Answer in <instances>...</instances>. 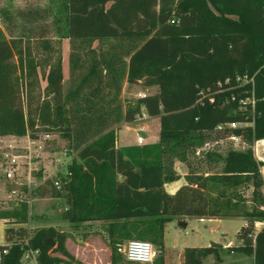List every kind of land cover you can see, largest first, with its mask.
Here are the masks:
<instances>
[{
	"label": "trees",
	"instance_id": "trees-1",
	"mask_svg": "<svg viewBox=\"0 0 264 264\" xmlns=\"http://www.w3.org/2000/svg\"><path fill=\"white\" fill-rule=\"evenodd\" d=\"M179 1L166 8L159 5L161 0H62L64 26L60 19L53 21V32L58 40L69 42L70 86L64 96L60 50L56 49L54 64L50 55L39 62L24 42L30 39L32 25L27 14L2 13L0 138H21L41 121L59 129L79 162L68 167L69 183L61 176L58 190L47 180L36 192L58 199L64 189L68 210L62 219L70 225L78 220L147 218L133 232L127 230L125 238L133 233L161 250L165 224L173 217L239 216L248 222L235 253L252 255L254 264H264V227L254 228L255 220L264 221L259 209L264 207L259 193L264 164L255 160L253 150L228 151L225 157L206 153L205 165L216 166L214 174L196 176L190 170L193 177L174 196L166 193L164 184L178 177L175 172L167 174L163 162L165 153L186 162V143L200 144L219 126L247 124L250 141L264 140V0ZM40 38L41 49L53 51L51 41ZM44 68L46 93L60 101L53 120L49 104L38 103ZM238 78H252L253 83L242 86ZM125 82L158 91L123 109ZM142 114L160 119L159 143L116 149L113 127L134 122ZM231 133L243 135L237 129ZM175 134L188 137L176 139ZM166 141L171 144L165 149ZM250 187L253 208L248 211L237 190ZM24 208L2 218L23 225L28 219ZM45 239L56 240L57 251L66 254L63 237L53 229H41L29 240L40 252L39 263L54 264L45 260L51 248ZM219 250L223 247L186 248L184 264H202ZM22 252L18 244L0 246V264H21Z\"/></svg>",
	"mask_w": 264,
	"mask_h": 264
},
{
	"label": "rangeland",
	"instance_id": "rangeland-1",
	"mask_svg": "<svg viewBox=\"0 0 264 264\" xmlns=\"http://www.w3.org/2000/svg\"><path fill=\"white\" fill-rule=\"evenodd\" d=\"M178 2L180 1L161 0L159 5L166 8H174ZM62 3V0H0V26L4 29L2 24V13L4 12H10L14 16L27 14L26 20L32 25L30 26V39H26L24 42H27L34 50L33 54L38 61L42 62L44 57L47 56L49 58L50 55V63L54 64L56 49L60 50L63 67L62 76L64 75L62 95L64 96L70 86L68 67L69 42L66 39L58 40L55 32H53V21L56 22L57 19H60L61 24L64 26V15L59 11L62 8ZM40 37L48 40L47 42L51 41L50 46H52L53 51L49 49L51 52H46L41 49L42 40ZM36 46L38 47L36 48ZM44 70L45 68L39 74V91L42 97L38 103L49 104V115L50 119L53 120L55 108L57 104H60V101L54 99L50 92L46 93L47 84ZM157 91L156 87H144L143 84L129 85L125 82L120 96L122 108L125 109L127 104L134 103L136 99L142 98L147 94H154ZM36 125V127L29 129L27 134L21 138L13 136L0 138V193L1 196L3 195L2 197L0 196V236L5 232L8 235V241L19 242V245L23 246L24 241L27 239L29 241V237H32L41 229H53L63 237L62 244L66 252V254L58 252L56 240L52 239L55 246L45 252V260L54 262V264H129L124 259L123 250L130 240L150 242L153 245L156 252L153 264H184V249L206 247L210 245V242H218L216 244L221 246H226L230 243V246L223 248V250L215 251L216 255L212 253L202 264H253L252 255L235 253L236 247L241 245L239 239L241 229L245 226V221L248 222V219L243 221L240 218H229L223 219L216 224L199 222L197 219L185 217H173L171 221L165 224L161 250L152 241L136 238L133 233L130 238H125L127 230L133 232L137 223L144 222L147 218H141V220L129 218L128 221L98 219L88 222L78 220L70 225L68 221L62 219L63 214L68 210L66 204V195L68 193L62 189L60 190L61 197L54 199L38 196L36 191L43 188L46 179L52 174H54L53 177L57 175L68 177L65 180L69 183L70 181H67L70 179L67 176L68 167L73 161L79 162V160L76 152L67 149L66 141L61 137L58 128L52 125L45 126L42 121L40 123L37 122ZM119 125H115L113 128H117ZM135 128L134 131L137 134L138 127ZM153 128L155 130V127ZM250 128L247 125L241 130L243 133L242 141L248 146L252 143L249 140ZM231 131L233 130L222 127V129H216L209 135L204 136L200 144L198 142L186 143L183 149L188 152L186 160L188 168L184 165V170L191 173L188 178L193 177L190 170L197 172L206 170L205 164L207 163L204 153L207 151L221 152L230 149L231 145H233L230 141V137H232ZM186 137L188 135L179 137L175 134L176 139ZM139 139L141 138L139 137ZM170 144L171 142L166 141L163 146L166 149ZM193 144L196 145L195 148L192 146ZM145 146H130L127 148L142 149ZM238 148L241 149V146H238ZM64 153L67 158L63 156ZM165 154L166 157L163 159L164 166L167 168V174L172 175L175 172L173 170L174 166L178 161L172 159L171 153ZM59 158L64 164H58L56 167L55 164ZM12 159L16 160V163L10 166ZM66 163L68 164L66 165ZM217 166L220 168L221 164ZM207 167H213L214 171L216 169V166L213 165H208ZM10 168L13 170V178L7 179L4 172L8 169L11 170ZM56 170H58L57 173H55ZM11 190L16 192V194L9 193ZM252 190L251 187L243 192L240 188L237 190L238 195L243 196L246 200L247 205L244 206V209L246 210L247 208V210L249 209L248 211L253 208L252 203H250ZM259 193L263 197L260 191ZM23 207H25L24 210H26L28 216L27 222L23 225L18 224L19 227L15 228L13 225L16 224H13V221L8 223V219L2 218L7 212H22ZM183 223L187 224L185 228L180 226ZM5 225L8 226L5 227ZM217 257H220V259L217 260Z\"/></svg>",
	"mask_w": 264,
	"mask_h": 264
},
{
	"label": "crops",
	"instance_id": "crops-1",
	"mask_svg": "<svg viewBox=\"0 0 264 264\" xmlns=\"http://www.w3.org/2000/svg\"><path fill=\"white\" fill-rule=\"evenodd\" d=\"M63 79H64V75H63ZM141 125H143V126L141 127ZM134 126L138 127L137 128V134L134 131L136 129ZM153 127H155V130ZM222 127H225V126H219L216 129L217 130L220 128L222 129ZM114 129H115V136H116V142H115V148L116 149L127 148L130 146H145V145L158 144L159 140H160V137H159L160 119L148 117L146 114H142V116L139 117V119H137L134 122L122 123L117 128H114ZM142 135H144V136H142ZM233 135H235V134H233ZM139 137L143 141L141 145H138ZM230 139H231V137H230ZM232 144L233 145H231L230 149H228L226 151H221V152L216 151V152L219 153L222 157H225L226 154L228 153V151L245 152L248 149H250V150H253L255 160L257 162H261L264 164V140L253 141L251 143V145L248 146L245 142L242 141V136H240V142H238L237 144L232 142ZM238 146H241V149L238 148ZM208 152H210V151H207L206 153H208ZM216 152L213 151V153H216ZM206 153H204V155ZM184 165L188 168V165L186 162H177V164H175L173 170H175V173L177 174L178 179L173 181V182L164 184L165 191L170 196H174L176 193H178L181 190V188L188 185L187 178H188V176H191V173L189 171L187 172L186 170H184ZM205 168H206V170L199 171V172L194 171L193 174H195L196 176L203 174L205 177L214 174L215 171H214L213 167L208 168L206 166ZM195 170H198V169H195ZM260 175H261L262 182H263V184H262L263 186L261 187L260 192L264 197V167H260ZM0 196H1V193H0ZM259 209L261 211H264L263 206H260ZM235 218H240V219H243V221H245V218H243V217L238 216ZM224 219H229V218H224ZM221 220H223V219H219V218L218 219H200L199 222L201 221V222L218 224ZM245 223L247 224V221H245ZM7 226L8 225H5V227H7ZM13 226L15 228L19 227L18 224L13 225ZM263 227H264V221H261L260 219L254 221V228L256 231H260ZM30 238H31V236L29 237V239ZM8 240H9L8 235L5 232H3L2 235L0 236V246H6V245L13 244V243H16V244L19 243V242L8 241ZM216 243H218V242H216ZM229 246H230V243H228L226 246H221V247H223L225 249L226 247H229ZM206 247H209V246H206ZM253 264H254V257H253Z\"/></svg>",
	"mask_w": 264,
	"mask_h": 264
},
{
	"label": "built area",
	"instance_id": "built-area-1",
	"mask_svg": "<svg viewBox=\"0 0 264 264\" xmlns=\"http://www.w3.org/2000/svg\"><path fill=\"white\" fill-rule=\"evenodd\" d=\"M242 85H247L249 83H253V79L252 78H243V79H237ZM247 126V124H243V123H233L230 125H227L225 127L230 129H237V130H243L245 127ZM231 142H234L235 144H237L238 142H240V136L237 135H233L231 137ZM138 144L141 145L142 144V140L139 139ZM66 154L64 153L63 156H65ZM67 158V157H66ZM16 163V160L12 159L10 162V166L14 165ZM61 165L64 164L61 159H57L55 166L57 167V165ZM68 163H66L67 165ZM11 169V168H10ZM58 170L55 171V173H57ZM13 170H6L4 172V175L7 179H12L13 176ZM54 174H52V176H48L49 178L46 179L47 180H51L53 181V185L55 187V189H59L60 188V178L61 176L57 175L55 177H53ZM67 176H70V173L67 172ZM53 177V178H52ZM65 177V176H62ZM45 181V182H46ZM9 193L11 194H16V192L14 191H10ZM16 244V243H13ZM19 245V243H18ZM23 252H22V256L20 259V263L21 264H41L39 263V257H40V252L39 250L33 249L30 245H29V241L28 239L26 241H24L23 246H21ZM3 255H6V252H3ZM123 255H124V259L129 263V264H153V262L155 261V257H156V252L154 250L153 245L150 242H143V241H136V240H130L128 241V243L125 245L124 250H123Z\"/></svg>",
	"mask_w": 264,
	"mask_h": 264
},
{
	"label": "water",
	"instance_id": "water-1",
	"mask_svg": "<svg viewBox=\"0 0 264 264\" xmlns=\"http://www.w3.org/2000/svg\"><path fill=\"white\" fill-rule=\"evenodd\" d=\"M182 228H185L186 226H187V224L186 223H183L182 225H180ZM44 244L45 245H48V246H50V247H54L55 246V244H54V241L52 240V239H45L44 240ZM219 246H221L220 244L218 245V244H216V243H214V242H210V245H209V247H211V248H218Z\"/></svg>",
	"mask_w": 264,
	"mask_h": 264
}]
</instances>
